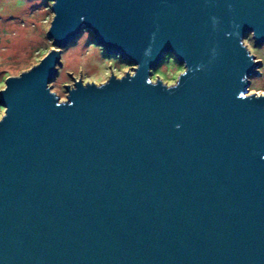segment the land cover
Instances as JSON below:
<instances>
[{
	"label": "water",
	"instance_id": "obj_1",
	"mask_svg": "<svg viewBox=\"0 0 264 264\" xmlns=\"http://www.w3.org/2000/svg\"><path fill=\"white\" fill-rule=\"evenodd\" d=\"M45 1L54 49L0 90V264H264V0ZM83 30L133 73L60 101Z\"/></svg>",
	"mask_w": 264,
	"mask_h": 264
},
{
	"label": "rangeland",
	"instance_id": "obj_2",
	"mask_svg": "<svg viewBox=\"0 0 264 264\" xmlns=\"http://www.w3.org/2000/svg\"><path fill=\"white\" fill-rule=\"evenodd\" d=\"M52 18L48 1L0 0V90L6 78L29 70L54 49L47 37ZM243 43L262 63L260 75L250 78L248 94L264 95V44L255 46L250 34L244 37ZM133 67L117 56H108L94 43L92 34L83 30L72 44L62 49L61 66L49 88L60 101H65V88L72 86L74 79L100 85L111 74L117 78L132 74ZM183 70V65L172 54H166L159 66L151 71V79L159 78L172 85ZM3 115L4 109L0 107V119Z\"/></svg>",
	"mask_w": 264,
	"mask_h": 264
}]
</instances>
